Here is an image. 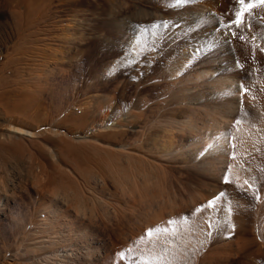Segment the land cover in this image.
<instances>
[{
    "label": "rangeland",
    "instance_id": "rangeland-1",
    "mask_svg": "<svg viewBox=\"0 0 264 264\" xmlns=\"http://www.w3.org/2000/svg\"><path fill=\"white\" fill-rule=\"evenodd\" d=\"M23 1L0 0V264H264V0ZM105 101L136 123L93 126Z\"/></svg>",
    "mask_w": 264,
    "mask_h": 264
},
{
    "label": "bare ground",
    "instance_id": "bare-ground-1",
    "mask_svg": "<svg viewBox=\"0 0 264 264\" xmlns=\"http://www.w3.org/2000/svg\"><path fill=\"white\" fill-rule=\"evenodd\" d=\"M42 1V0H41ZM44 2L46 1V0H43ZM43 1H42V3H43ZM181 1V0H180ZM183 1L184 0H182V3H183ZM22 2L23 3H25L23 0H22ZM33 2H36V0H34ZM37 2H39V1H37ZM18 3V2H17ZM41 3V4H42ZM21 4V3H20ZM35 4V3H34ZM18 5V4H17ZM24 5V4H23ZM25 5H26V3H25ZM24 5V6H25ZM32 5V2H31V4H29V7ZM36 5V4H35ZM34 6V5H33ZM44 6V5H43ZM13 7H15V6H13ZM32 7V6H31ZM38 7V6H37ZM46 7V6H45ZM28 8V7H27ZM16 9H19V8H16ZM23 9V8H22ZM21 9V10H22ZM26 9V8H25ZM25 9H23V10H25ZM29 9H31V8H29ZM38 9H40L39 7H38ZM43 9H44V7H43ZM26 10H28V9H26ZM37 10V9H36ZM208 8L206 7V6H201L200 8H197V9H193L192 11H190V12H186L185 14H181L180 16H178L177 17V19H176V21L173 19V21H169V19L168 18H166V17H162V19H159V20H157L156 19V21H158L157 22V25L159 26L160 24H164V25H168V26H170V27H176V26H186V27H192V28H194V27H197V26H199V25H201V24H203L204 22H206L209 18H210V16L208 15ZM14 11V10H13ZM17 12H20V11H18V10H16ZM16 11H14V12H16ZM29 11V10H28ZM27 11V12H28ZM32 11V10H31ZM42 11V10H41ZM17 12H16V14H17ZM25 13V14H28V13ZM23 13V12H22ZM40 13V12H39ZM20 14V13H19ZM15 15V14H14ZM21 15H23L24 16V14H21ZM21 15H19V16H21ZM32 15V14H31ZM35 15V14H34ZM23 16H21L20 18H22ZM28 16H30V14L28 15ZM27 17V16H26ZM17 18H18V16H17ZM34 18V17H33ZM32 18V19H33ZM160 18V17H159ZM19 19V18H18ZM29 18H27V20H28ZM22 21L23 20H25V17H24V19H21ZM27 20H26V22H27ZM31 21V20H30ZM15 22H16V20H15ZM76 22V19L75 18H70L69 20H68V27H76L77 26V24L75 23ZM18 23V22H17ZM23 23V22H22ZM28 23V22H27ZM74 23V24H73ZM21 24V23H20ZM20 24L18 23V25H19V27H20ZM29 24V23H28ZM22 26V25H21ZM157 26V27H158ZM18 27V26H17ZM18 27V28H19ZM17 28V29H18ZM24 28V27H23ZM55 28V27H54ZM71 28H70V30H71ZM20 29V28H19ZM22 29V28H21ZM44 29V28H43ZM47 29V28H46ZM39 30V29H38ZM68 30V29H67ZM37 31V30H36ZM35 31V32H36ZM43 31V30H42ZM33 32V31H32ZM39 32V31H38ZM38 32H36V33H38ZM47 32V31H46ZM73 32V31H72ZM40 33H42V32H40ZM39 33V34H40ZM39 34H37V35H39ZM34 35V34H33ZM44 35L45 36H47V37H44V39L43 40H45V41H49V38L48 37H50L51 36V34H50V32L49 33H44ZM64 35V34H63ZM35 36V35H34ZM42 40V39H41ZM43 40H42V42H43ZM37 41V40H36ZM40 41V40H39ZM43 45V44H42ZM46 45V44H45ZM132 49L134 50V51H137L138 50V45L136 44V43H132ZM189 56H190V53H189V51L187 50V49H184L182 52H181V60H182V62H187L188 61V58H189ZM213 74H215L212 70H208V71H203V72H197L196 73V75H195V78L194 79H196V80H202V77L203 78H207V77H209V76H212ZM199 82V81H198ZM232 82L230 81H228V83L226 84V83H224L222 86H227V85H229V84H231ZM188 94H193V92H189ZM95 97L97 98L98 96L97 95H95ZM197 99V98H196ZM195 99V100H196ZM99 112H100V114H101V119H100V121L97 123V124H95V125H93V126H95V127H100V130H101V128L103 129V128H108V127H113L114 126V128L116 127V125L117 124H119V122L118 121H123L122 120V117L124 118L125 117V119H124V121L126 122V123H128L127 125H130V126H133L135 123H136V120H135V116H133V114H131V112H122L117 106H115L114 105V103H112V102H106L105 101V103H103V104H101L100 106H99ZM93 130H95L94 129V127L91 129V132H89V133H87V134H84V136H82V135H77L76 136V138H79V139H87V138H91L93 135H94V131ZM99 130V129H98ZM97 130V131H98ZM105 130V129H104ZM9 132L12 134V135H17V136H20V137H24V138H33V137H35V133H33V132H31V131H29V130H26V129H23V128H18V127H11V128H9ZM12 137H14V136H12ZM19 138V137H18ZM210 139H209V141L210 142H212V143H214V142H216V141H218L219 139H220V135L219 134H217L216 136H210L209 137ZM85 139V140H86ZM8 201V199L7 198H0V213L3 211V209H2V204L1 203H6ZM9 203V202H8ZM44 221H46V220H44ZM50 221V220H49ZM49 221H47V222H49ZM46 223V222H45ZM56 227V226H55ZM59 227V226H58ZM259 229V233H261V230H260V228H258ZM63 230V229H62ZM71 234V233H70ZM43 235V234H42ZM68 236V235H67ZM59 237V236H58ZM71 237V236H70ZM62 239V238H61ZM72 239V238H71ZM75 240V239H74ZM50 241V240H49ZM49 241H44V242H49ZM89 242V241H88ZM55 243V242H54ZM74 243H75V241H74ZM62 244V243H61ZM61 246V245H60ZM64 247V246H63ZM62 248V247H61ZM74 249V248H73ZM87 249V248H86ZM69 250V249H68ZM90 251V250H89ZM53 253H54V255H56V256H62V257H68V256H70V257H73V255L72 254H68V252L67 251H52ZM58 253V254H57ZM91 254V253H90ZM76 255V254H75ZM74 255V256H75ZM87 255V254H86ZM89 255V254H88ZM52 257H54V256H52ZM87 257H89V256H87ZM57 259H59L58 257H57ZM70 259V258H69Z\"/></svg>",
    "mask_w": 264,
    "mask_h": 264
},
{
    "label": "snow or ice",
    "instance_id": "snow-or-ice-1",
    "mask_svg": "<svg viewBox=\"0 0 264 264\" xmlns=\"http://www.w3.org/2000/svg\"><path fill=\"white\" fill-rule=\"evenodd\" d=\"M241 2H243V0H241ZM249 7H252V5H249ZM236 23H237V24H240V23H241V21H240L239 18L236 20Z\"/></svg>",
    "mask_w": 264,
    "mask_h": 264
}]
</instances>
